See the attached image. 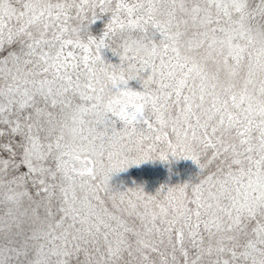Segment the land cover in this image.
<instances>
[{
  "label": "snow or ice",
  "instance_id": "1",
  "mask_svg": "<svg viewBox=\"0 0 264 264\" xmlns=\"http://www.w3.org/2000/svg\"><path fill=\"white\" fill-rule=\"evenodd\" d=\"M0 264H264V0H0Z\"/></svg>",
  "mask_w": 264,
  "mask_h": 264
}]
</instances>
